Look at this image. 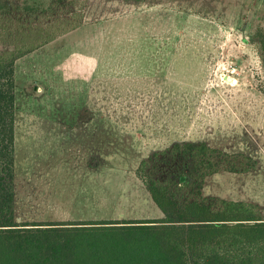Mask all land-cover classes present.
<instances>
[{
	"label": "rangeland",
	"instance_id": "1",
	"mask_svg": "<svg viewBox=\"0 0 264 264\" xmlns=\"http://www.w3.org/2000/svg\"><path fill=\"white\" fill-rule=\"evenodd\" d=\"M60 13L80 26L17 62L19 223L163 218L137 169L186 141L253 159L207 177L202 197L264 216V0H70Z\"/></svg>",
	"mask_w": 264,
	"mask_h": 264
},
{
	"label": "trees",
	"instance_id": "2",
	"mask_svg": "<svg viewBox=\"0 0 264 264\" xmlns=\"http://www.w3.org/2000/svg\"><path fill=\"white\" fill-rule=\"evenodd\" d=\"M69 2L0 0V264H264L260 206L202 197L207 177L223 170L247 173L256 162L240 154L251 162L240 168L229 163L232 154L206 142H177L140 163L137 175L163 218L17 221V62L80 26L58 17ZM258 40L264 59V34ZM160 162L173 163L177 174L154 178ZM191 186L197 187L198 197H183L181 192Z\"/></svg>",
	"mask_w": 264,
	"mask_h": 264
}]
</instances>
